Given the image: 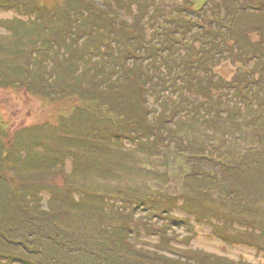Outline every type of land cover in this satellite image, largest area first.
Masks as SVG:
<instances>
[{"label": "rangeland", "instance_id": "obj_1", "mask_svg": "<svg viewBox=\"0 0 264 264\" xmlns=\"http://www.w3.org/2000/svg\"><path fill=\"white\" fill-rule=\"evenodd\" d=\"M192 1L0 0V224L9 236H0V264H103L82 247L126 226L138 248L180 264H264V0H208L198 13ZM232 18L246 27L237 42ZM135 78L162 129L154 136L132 121V134L116 137V93L91 94V80L125 82L119 98L140 105ZM30 136V179L19 171V180H33L25 189L41 197L40 227L13 209L17 184L5 176L9 160H26L20 143ZM70 147L78 157L64 154ZM39 153L63 159L41 166ZM159 200L175 204L165 214ZM58 230L65 249H78H60Z\"/></svg>", "mask_w": 264, "mask_h": 264}, {"label": "trees", "instance_id": "obj_2", "mask_svg": "<svg viewBox=\"0 0 264 264\" xmlns=\"http://www.w3.org/2000/svg\"><path fill=\"white\" fill-rule=\"evenodd\" d=\"M91 5H93V4L91 3ZM68 14H71V12H68ZM237 17H238V14H237L236 18ZM236 18L234 20L232 18V20L228 24V27L230 25L232 27L235 25L232 29H230V32L231 31L238 32L239 31L238 27H239L242 34L239 32V35L236 34L237 37L236 36H235V38L232 37V39H236V42H237V41H239L238 36L245 35L246 27H244L243 29L241 28L242 27V23H241L242 21H240V23L236 25V23H235ZM249 25H250V23H249ZM209 30H211V28H209ZM256 31L258 33H260L258 29H256ZM224 34H225V32H224ZM211 35H213V34H211ZM213 36H215V34ZM243 39H246V37L244 36ZM135 80H136V78H135ZM91 82L94 83V85L96 87L95 92L91 90V94H95V93H99V92L101 94H105V92H109V91L116 93V97H115L116 100L114 101V103H115L114 105H115L116 109L117 108L121 109V110L117 109V112L119 114H121V116H119L120 122L118 123V125L116 127V131H117L115 134L116 137H121L123 135L132 134L131 133L132 129L130 128V125H131L130 123L132 121L134 122V124H137L136 128L139 131L145 132V133L153 132L152 135H154V136H156L155 131H157L158 129H162L161 124L153 122V121L151 122L149 119L148 115L151 113V108L146 103V91H148L149 87L146 85L145 81H143V80L141 81L140 79H137L135 81L136 91L133 93V95H135V93L138 91L139 94H137V97L139 98V100H141L140 105L137 103V100L134 101V103L132 105H130V104H128L129 101L126 103L122 99L119 98L120 96H123L125 89L127 88L125 82L122 85H120V83H119V85H120L119 88L115 87V85H114V87L109 85L108 87H106V88L104 87L103 89H102V87H99V82L97 79L91 80ZM82 88L87 90L88 92L90 91L88 89H91L90 86L89 87L84 86ZM240 89H241L242 95L247 96V94H248L247 91L244 88H240ZM243 90H245V92ZM139 100H138V102H139ZM125 103H126L127 107H125ZM154 124H157V125L154 126ZM93 132L94 131H90V133H93ZM103 132H105V131L103 130ZM93 134H94V137L97 136L96 132H94ZM70 137H73V136L71 135ZM31 138L32 137L30 136L27 143L22 142V141L20 143V146L23 143L24 145H22V147L30 148V153H28L26 160H22L23 159L22 156L21 157L17 156V157H14L13 160H9L6 164L5 176L11 183L17 184V185H15L16 187L11 188V194H12L11 197H13V200L16 202L13 204V209L14 210H20L21 212L23 211L24 214L29 216L32 220H35L39 224L37 226L40 227V226L44 225V221H42V223L40 224V213L44 212V210L42 209L43 206L41 204V197L35 192H34V194H32L33 191H31L30 188H28L26 190L25 189L26 185L23 184V181L21 182L19 180V171H20V175H24V176L26 175V177L28 179H30L26 173L22 172V170L24 169V164L28 162L27 160L32 159L31 156L34 155L32 148H31V145H32L31 143H33L34 140H32ZM62 138L66 139L67 137L62 136ZM167 143H170V141H168ZM12 146L13 147H11V151L17 152L18 146H16V143ZM166 146H169V145L167 144ZM171 148L173 151L176 152L177 148L175 146H173ZM69 152H72L73 156H76V157L79 156L78 155L79 153L72 151L71 147L66 148L64 154L66 155ZM180 152L185 153L187 155H191L192 157L194 156L193 159H199L201 157L202 158L204 157V158H207V159L212 160V161L217 160L218 163H220V164L224 163L223 157H219L217 155L215 156L214 154H212L210 152H203V153L199 154L198 152H190V151H187L185 149L181 150ZM6 153H8V155L6 156V159H9L11 153L8 151H6ZM40 155L48 157V158H39L41 161H39L38 163H37L38 160H34V161L31 160L32 166H36V163H37V165L39 163H41L42 164L41 166L46 165V167H47V166H50L52 163L61 162L63 159L62 158L63 156L61 153H57V154L53 153L52 155H51V153L50 154L49 153H46V154L39 153V156ZM21 161H23L22 164L19 163ZM240 169L242 172L246 171V168L241 167ZM213 176H215V175L213 174ZM223 184H225V183L223 182ZM227 184H228V186H231L232 192H238L239 194L242 193L239 186L235 182H233V183L229 182L228 183L226 181V185ZM30 186L35 188L33 180H32V184ZM30 186H26V187H30ZM141 197H143V196H141ZM140 198L138 197V199H140ZM155 199L156 198H153V197L150 198L151 201H154ZM239 201H240V199H239ZM259 201H262L264 203L263 199H261ZM142 203H143L142 201L139 202L140 205ZM157 203H158L157 210L164 212L165 214H167V212H169V208L172 209V207L174 206L173 204H175V203H173L171 206H169L168 203H164V201H160V200ZM195 205L198 206V203H195ZM191 206H192V204H191ZM183 208L185 211H189V213L199 214V212H195V211L191 210L190 207L185 208V205ZM243 209L246 210V211L244 210L245 213H248V208L244 207ZM248 214L250 215V216H248L249 217L248 220H252L250 217H252V218L258 217L257 213L255 211H252V212L250 211ZM172 218H174V217H172ZM174 220L177 223H183V220H180L179 218H174ZM49 223H50L49 221H46V224H49ZM46 226H48V225H46ZM126 227H127V229L124 227L123 228H114V229H106L105 228V230L102 229V231L100 232V237H104V239H103L104 242L101 243L102 241L97 240V238H95V237L89 238L88 239L89 244L93 245L91 242L92 239H96L98 241V243H95L93 245V246H95L94 249H88L87 247L83 246L82 247V253L91 255L95 259H100V261L103 262V264H180V263H185L181 259L171 260V259L165 258L161 254L153 253L149 250L138 248L135 245V243L131 240V237H132L131 236L132 231H130L131 229L128 228V226H126ZM37 231H39V229ZM58 234H59V236L56 238V240L58 241V243L60 245V247H59L60 249L65 250V252L67 254H69V253L66 251V249L71 250V251H73L74 249H78L75 245H72V246L68 245L69 247H67L65 249L64 247L67 246V241H66L67 236L60 230H58ZM262 234H264V233L262 232ZM0 236L2 238H4V237L8 238L9 237L8 233L4 229V226H2L1 224H0ZM40 236H42V235L40 234ZM261 237L262 236L257 238L259 245L261 244V241H262ZM1 240L2 239H0V241ZM5 241L10 242L9 239H7ZM53 243L55 244V242H53ZM89 250H92V252L90 253ZM78 252H81V251L78 250ZM40 253H42V250H40ZM202 254L203 255L201 256L200 260H206L207 258H209V256H211V255L208 256L207 254H204V253H202ZM6 256L11 257L12 254H6ZM4 257H5V255H4ZM217 259L218 258H214V262ZM207 261H209V260H206L200 264H206ZM8 263H9V261H8ZM58 264H63V263H58ZM213 264H215V263H213ZM219 264H225V263L220 261Z\"/></svg>", "mask_w": 264, "mask_h": 264}, {"label": "water", "instance_id": "obj_3", "mask_svg": "<svg viewBox=\"0 0 264 264\" xmlns=\"http://www.w3.org/2000/svg\"><path fill=\"white\" fill-rule=\"evenodd\" d=\"M194 10L198 11L203 8V6L208 2V0H193Z\"/></svg>", "mask_w": 264, "mask_h": 264}]
</instances>
